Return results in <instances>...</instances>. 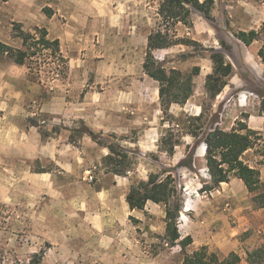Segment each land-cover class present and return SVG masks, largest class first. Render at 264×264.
<instances>
[{
    "label": "rangeland",
    "instance_id": "374dc122",
    "mask_svg": "<svg viewBox=\"0 0 264 264\" xmlns=\"http://www.w3.org/2000/svg\"><path fill=\"white\" fill-rule=\"evenodd\" d=\"M161 1L0 0V41L23 48L14 37L15 24L25 32L45 28L50 39L60 40L69 59L66 74L54 75L44 68L36 78L26 65L0 56V264H37L36 254L43 255L39 264H101L100 259L114 255L115 249L122 250L117 258L126 254L122 246L129 249L133 238L137 240L133 256L150 259L161 254L162 261L172 264L182 260L181 250L174 253L176 249L163 243L164 235L154 230L161 218L146 209L131 214L125 206L127 194L131 185L147 180L150 173L174 168L187 155L194 139L185 132L189 117L198 116L195 105L205 109L209 126L220 122L218 126L228 130L239 122L247 124L251 114L261 115L264 55L259 52L264 49V22L257 30L255 53L237 49L233 40L218 50L226 52L234 78L242 81L238 88L231 86L232 76L222 91L225 95L211 98L205 86L198 87L196 77L193 96L184 105L176 104L167 116L158 82L143 70L146 35L168 28L171 35L197 42L156 52L167 70L184 73L195 66L213 71L209 58L213 37L210 40L206 30L194 26L201 17L214 36H231L213 16L209 21L196 11L192 25L181 23L178 32L177 25H167L159 16ZM249 3L264 8V0ZM236 32L230 28L234 36ZM85 128L104 138L113 134L123 147L132 149L133 171L126 176L107 173L102 159L108 149L87 134L71 137L74 129ZM169 128H174L176 138L181 131V145L172 157L160 149ZM256 131L263 141L245 159L261 170L264 181V127ZM200 154H205L204 148ZM174 175L184 186L185 201V189L193 190L207 173L196 161L195 172L183 167ZM232 185L236 191L244 187L236 181ZM261 191L264 183L257 192ZM238 253L246 257L244 248Z\"/></svg>",
    "mask_w": 264,
    "mask_h": 264
},
{
    "label": "trees",
    "instance_id": "16d2710c",
    "mask_svg": "<svg viewBox=\"0 0 264 264\" xmlns=\"http://www.w3.org/2000/svg\"><path fill=\"white\" fill-rule=\"evenodd\" d=\"M213 0H162L158 10L159 16L167 25L182 23L192 25L193 11L199 12L207 20H212ZM15 38L22 42L23 48H13L0 41V56H7L17 65H26L34 77L38 78L48 68L54 75L59 72L63 75L69 70V59L62 52L59 39H50L45 28H35L34 32H25L19 24H15ZM264 29V25H263ZM235 36L245 45L249 46L260 37V32L238 31ZM197 45L198 43L177 37L170 29H159L148 36L147 52L143 63V70L150 78L159 84V99L164 113L169 116V110L173 104L184 105L194 94L195 78L200 74L201 68L195 66L188 73L178 69L167 70L159 62L154 51L169 48L175 45ZM221 46L227 48L224 41ZM259 54L264 55V49ZM209 58L213 64V71L206 77L205 89L211 98L218 96L229 84L233 76L234 67L223 52L214 48L209 49ZM35 65V67L33 66ZM261 115H264V99L261 103ZM206 112L198 116H190L185 134L194 139V145H188L186 157L174 168H163L160 172L150 173L147 180H141L131 185L126 201L130 210H145L146 204L151 201L163 205L165 208L166 230L162 238L168 247H181L183 264H241L242 257L231 252L225 258H221L215 251L203 245L192 251L193 238L188 235L181 237L178 228L180 213L184 206V186L174 175V171L187 168L195 172V151L197 147L206 146L205 159L207 164L208 180L202 181L201 191L210 192L220 187L222 183L230 182L232 178L241 180L249 193L256 208H264V192L259 191L263 182L259 168L250 165L245 159V154L257 148L263 141L260 132L251 129L247 124L239 122L237 127L225 130L217 126H209L206 122ZM177 138L174 128H169L167 134L161 139L160 149L169 156L175 154L176 147L181 145V131L177 130ZM89 135L100 146L108 149V154L102 159V166L107 173L118 176H126L132 172L136 157L134 151L123 147L116 136L110 134L107 138L97 135L94 131L74 129L71 137L75 135ZM46 135V134H45ZM44 137V136H43ZM37 264L43 255L36 254ZM245 260L247 264H264V241L258 247L247 250ZM176 264V263H175Z\"/></svg>",
    "mask_w": 264,
    "mask_h": 264
},
{
    "label": "crops",
    "instance_id": "0c3cea01",
    "mask_svg": "<svg viewBox=\"0 0 264 264\" xmlns=\"http://www.w3.org/2000/svg\"><path fill=\"white\" fill-rule=\"evenodd\" d=\"M203 1V0H200ZM214 6L212 8V16L216 19L217 22H220V26L228 31L230 38L225 36H214L213 28H208L207 23H205L203 17L199 19V22L195 23V27H200L206 30L208 33H205L207 37L211 40L213 37V48L216 50L221 49V41H224L227 44H231V41L234 42L237 49L243 48L246 52L255 53L258 47L255 45L257 40L252 42L249 46L245 45L241 40L236 38L232 33H230V28L236 31L249 32L251 30L257 31L258 28L264 22V8L255 6L249 3V0H213ZM192 18V17H191ZM201 20V21H200ZM194 23V22H193ZM176 24V30L179 32L178 25ZM150 32L146 35L144 39V45L147 47L148 36ZM201 39L205 41L204 38ZM206 38V37H205ZM159 49L154 51L156 57L157 51L166 50ZM251 50V51H250ZM226 54V52L224 53ZM227 55V54H226ZM228 57V55H227ZM145 73V72H144ZM212 73V69L207 68L206 71L202 68L200 74L197 76V85L198 87H204L206 77ZM199 79V81H198ZM231 86L238 88L242 81L237 78H232ZM230 86V85H229ZM159 92V88L157 90ZM224 92V91H223ZM221 92V94L223 93ZM226 93V92H225ZM223 93L222 96L225 95ZM176 104H173V108ZM170 108V109H171ZM196 115L201 114L202 108L199 105H195ZM237 109H241L242 105H238ZM236 108H233L236 109ZM253 123L257 127H252ZM221 126L220 122H217ZM247 124L250 128L261 130L264 127V115L251 114L248 118ZM225 130L228 128L221 127ZM233 127H231L232 129ZM230 129V130H231ZM204 148L206 153V146L202 144L200 146V151L195 153V165L196 161L198 165L203 169V172L207 173V164L205 159V154L201 155V149ZM175 155V154H174ZM173 155V156H174ZM246 155V154H245ZM197 156H204L203 160H196ZM172 157V156H171ZM184 156L181 159H184ZM179 159V161H181ZM201 164V165H200ZM260 170V169H259ZM261 172V170H260ZM262 173V172H261ZM207 177V178H206ZM204 180H208V175ZM202 179V181H203ZM262 179V176H261ZM202 181L197 180L196 187L192 190L187 187L185 189V201L183 210L180 213L178 228L181 234V237L190 235L193 238V245L189 248V251L196 249L200 246L206 245L211 250L218 252L221 258H225L231 252L238 253L239 249H245V254L247 250H252L258 247L264 240V208L254 207L253 201L251 200L250 193L244 183L237 179L232 178L230 182H225L220 185L219 188L210 191L204 192L201 191ZM239 182L243 184L240 191L234 190L233 182ZM262 182L264 183L263 179ZM125 206L131 214L138 212H143L144 210H130L127 201ZM160 204L153 203L149 201L146 204L145 209L152 214H157L161 218V222L157 225L159 226L156 232L160 235L165 234L166 224H165V211L160 209ZM159 208V209H158ZM151 210V211H150ZM161 224V225H160ZM165 224V225H164ZM156 228V227H154ZM261 229V230H258ZM243 233H246L242 236ZM136 238L130 240L129 249L127 246H121L126 248L124 251L126 254H121V257H116L117 252H122L120 248L113 250L114 255L104 256L100 259L101 264H172L170 262H165L160 259L161 254L155 255L150 259H142L141 257L133 256V252L137 249ZM132 248L134 249L132 251ZM176 249V252H180L181 247L179 245L173 247ZM110 253V252H109ZM128 253V254H127ZM239 254V253H238ZM129 255V256H128ZM240 255V254H239ZM113 256V257H112ZM242 257V263L246 262L245 257ZM241 263V264H242ZM177 264H183L182 260Z\"/></svg>",
    "mask_w": 264,
    "mask_h": 264
}]
</instances>
